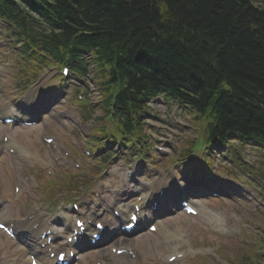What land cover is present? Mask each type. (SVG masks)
Wrapping results in <instances>:
<instances>
[{"label":"trees","instance_id":"obj_1","mask_svg":"<svg viewBox=\"0 0 264 264\" xmlns=\"http://www.w3.org/2000/svg\"><path fill=\"white\" fill-rule=\"evenodd\" d=\"M51 1L47 17L60 32L22 31L47 53L81 62L75 53L88 50L131 93L179 80L199 114L213 108L221 128L234 125L264 135L261 7L248 0Z\"/></svg>","mask_w":264,"mask_h":264},{"label":"rangeland","instance_id":"obj_2","mask_svg":"<svg viewBox=\"0 0 264 264\" xmlns=\"http://www.w3.org/2000/svg\"><path fill=\"white\" fill-rule=\"evenodd\" d=\"M264 1V0H261ZM4 34L2 33V31H0V69H2V71L0 72V75H2V79L7 81L6 76H4V72H6V67L8 68L11 63H13V61L15 60L14 55H11V51L8 50V45L6 42L7 37L3 36ZM8 72L10 73V70H8ZM7 73V72H6ZM8 74V73H7ZM50 76L53 75V71L52 72H48L46 73ZM54 76V75H53ZM97 80V79H95ZM11 83V82H10ZM9 83V84H10ZM8 84V85H9ZM96 84H93L92 86V98H95V87ZM157 108V111L155 110ZM152 108V113L154 114L153 119H156L159 122H155L152 121L151 124H160V128H162L164 125H169L175 129H177L178 132H180V135L178 136L179 138L181 137V139H183L184 137L187 139L188 137H193L194 131L195 129L193 128V126L190 124V120L189 117L187 115L182 116L180 115L179 112L174 110V107L169 103V102H161L160 104H158L157 106ZM175 116V117H174ZM173 125V126H172ZM176 126V127H174ZM192 128V129H191ZM159 129V128H156ZM54 133H59L58 130H53ZM164 132H167L164 131ZM19 133V132H18ZM162 133V134H161ZM159 135L160 137H168V134L164 135L163 132H159V130H155L153 132V135ZM186 135V136H185ZM203 138V137H202ZM70 141H72V139H70ZM19 142H21L23 145H25V141L23 140H19ZM201 144L203 145V143L197 142V144H195L194 149L196 150L197 153H200V147ZM218 157L216 159H214L211 155H208L207 157H205V161L206 163H208V165L210 167H214V168H218V167H223L228 173L232 174L235 172V170H237V168L235 167V165H230V163H227L226 166H223V164H225V162H220V156L217 155ZM226 154L223 155V157H225ZM228 160L230 162L233 161V159L228 158ZM0 167H3L2 164H0ZM261 173H264V169H262L260 171ZM257 174V173H256ZM257 176V175H256ZM258 198H261V196H258ZM264 223H260V226H263ZM194 236L196 237L195 232L193 231ZM250 242L252 243V246L255 248V252L259 253V254H264V243L262 242V240L260 239V237H256L254 236L253 238L250 239ZM0 246H1V239H0ZM232 250H234L235 252L238 251V248L235 246H232ZM0 254H5V252H2L0 250ZM262 264H264V257L262 259Z\"/></svg>","mask_w":264,"mask_h":264},{"label":"bare ground","instance_id":"obj_3","mask_svg":"<svg viewBox=\"0 0 264 264\" xmlns=\"http://www.w3.org/2000/svg\"><path fill=\"white\" fill-rule=\"evenodd\" d=\"M111 240L112 241H116L115 239H114V234L113 233H111ZM124 243H125V241H123ZM126 244V243H125ZM29 245H31L32 247H33V251H36L37 250V246L34 244V243H29ZM124 246H126V245H124ZM41 258H42V256H41Z\"/></svg>","mask_w":264,"mask_h":264}]
</instances>
